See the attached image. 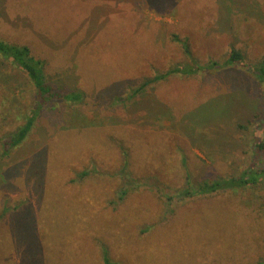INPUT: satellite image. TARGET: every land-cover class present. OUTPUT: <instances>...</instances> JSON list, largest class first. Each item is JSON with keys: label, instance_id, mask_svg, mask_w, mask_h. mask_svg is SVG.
Masks as SVG:
<instances>
[{"label": "rangeland", "instance_id": "rangeland-1", "mask_svg": "<svg viewBox=\"0 0 264 264\" xmlns=\"http://www.w3.org/2000/svg\"><path fill=\"white\" fill-rule=\"evenodd\" d=\"M0 38L85 94L6 154L33 88L0 59V264H264V0H0Z\"/></svg>", "mask_w": 264, "mask_h": 264}, {"label": "trees", "instance_id": "trees-1", "mask_svg": "<svg viewBox=\"0 0 264 264\" xmlns=\"http://www.w3.org/2000/svg\"><path fill=\"white\" fill-rule=\"evenodd\" d=\"M183 49L188 55H190L189 47L183 46ZM0 59L7 62L19 72L25 74L33 88L32 104L27 108L26 111H21L20 113L17 112L16 114V116H18L16 118L22 119L23 123L19 125L16 130L11 132L7 139L2 143L3 147L5 148L4 153L8 154L18 149L28 140L39 117L45 111H47V109L54 110L58 104L63 103L72 106L81 105L85 102V94L79 90H72L66 87L60 88L52 84L48 80L45 71L46 62L42 59L34 57L30 47L27 45L10 43L0 38ZM243 59L244 57L241 52L233 50L227 62L234 64L239 61H243ZM258 69L259 81L264 83V60L258 66ZM172 72L174 71H170V73ZM170 73L158 75L152 81L164 79V76L169 75ZM89 124L90 123L88 121L82 120L79 123H72L71 125H74L77 128H84L90 126ZM257 147L258 152H262L264 150V139L259 138ZM262 172V174H264V169ZM245 174L248 173L246 172ZM245 174L238 180L232 179L227 181L225 179H219L212 182L205 181L201 184L199 190L196 191V194H209L218 190L243 187L251 183L255 184L257 182L254 178L249 181L246 179L247 175ZM128 192V190H123L120 194V197L125 198ZM183 193L184 195L190 194L189 190H186ZM103 260L105 264H113L107 253L104 254Z\"/></svg>", "mask_w": 264, "mask_h": 264}]
</instances>
